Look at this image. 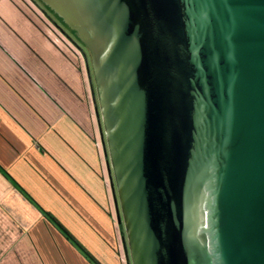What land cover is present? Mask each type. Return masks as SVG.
<instances>
[{"label": "water", "instance_id": "obj_1", "mask_svg": "<svg viewBox=\"0 0 264 264\" xmlns=\"http://www.w3.org/2000/svg\"><path fill=\"white\" fill-rule=\"evenodd\" d=\"M40 1L91 54L127 263L264 264V0Z\"/></svg>", "mask_w": 264, "mask_h": 264}, {"label": "crops", "instance_id": "obj_2", "mask_svg": "<svg viewBox=\"0 0 264 264\" xmlns=\"http://www.w3.org/2000/svg\"><path fill=\"white\" fill-rule=\"evenodd\" d=\"M58 24L0 0V264H126L86 55Z\"/></svg>", "mask_w": 264, "mask_h": 264}, {"label": "rangeland", "instance_id": "obj_3", "mask_svg": "<svg viewBox=\"0 0 264 264\" xmlns=\"http://www.w3.org/2000/svg\"><path fill=\"white\" fill-rule=\"evenodd\" d=\"M42 3V2H41ZM42 6H44V7H46V9L50 12V11H52L48 6H46V5H44L43 3H42ZM51 13V12H50ZM52 14V17L53 18H55L56 20H57V22H59L61 25H62V28L70 35V36H72L74 39H76L77 40V42L83 47V49L85 50V52H86V55H88V58H89V60H91V54H90V52L88 51V49L84 46V44L75 36V34H74V32L63 22V21H61L60 20V18H57L55 15H54V13H51ZM60 28H58V30H59ZM60 31V30H59ZM73 44H74V42H72ZM91 69V68H90ZM95 86V85H94ZM105 158H106V162H107V159H108V157H106V155H105ZM108 172V171H107ZM108 177H109V173H108ZM109 180H110V178H109ZM121 226H122V228H121V234L122 235H126V231H125V227H124V224H122L121 223Z\"/></svg>", "mask_w": 264, "mask_h": 264}, {"label": "trees", "instance_id": "obj_4", "mask_svg": "<svg viewBox=\"0 0 264 264\" xmlns=\"http://www.w3.org/2000/svg\"><path fill=\"white\" fill-rule=\"evenodd\" d=\"M46 8V7H45ZM51 13H53L52 11H50ZM57 18H60V17H58L56 14H54ZM60 20H61V18H60ZM62 21V20H61ZM54 222H55V220H54ZM58 225H60L59 223H58ZM61 227V226H60ZM61 229H63L62 227H61ZM64 230V229H63ZM66 231V230H65ZM67 234H68V232H66Z\"/></svg>", "mask_w": 264, "mask_h": 264}, {"label": "flooded vegetation", "instance_id": "obj_5", "mask_svg": "<svg viewBox=\"0 0 264 264\" xmlns=\"http://www.w3.org/2000/svg\"><path fill=\"white\" fill-rule=\"evenodd\" d=\"M81 50H82V51L85 53V55H86L85 50H84L83 48H82ZM86 59L88 60L87 55H86ZM88 62H90V60H89Z\"/></svg>", "mask_w": 264, "mask_h": 264}, {"label": "bare ground", "instance_id": "obj_6", "mask_svg": "<svg viewBox=\"0 0 264 264\" xmlns=\"http://www.w3.org/2000/svg\"><path fill=\"white\" fill-rule=\"evenodd\" d=\"M123 250H124V247H123ZM124 253H125V251H124ZM125 259H126V264H128V263H127V258H126V255H125Z\"/></svg>", "mask_w": 264, "mask_h": 264}]
</instances>
